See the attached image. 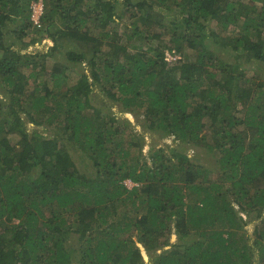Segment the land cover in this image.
<instances>
[{"label":"trees","instance_id":"1","mask_svg":"<svg viewBox=\"0 0 264 264\" xmlns=\"http://www.w3.org/2000/svg\"><path fill=\"white\" fill-rule=\"evenodd\" d=\"M34 1L0 0V264H264V0Z\"/></svg>","mask_w":264,"mask_h":264},{"label":"rangeland","instance_id":"2","mask_svg":"<svg viewBox=\"0 0 264 264\" xmlns=\"http://www.w3.org/2000/svg\"><path fill=\"white\" fill-rule=\"evenodd\" d=\"M244 2H246V1H244ZM159 14H161V15H164L163 16V20H162V23L167 27V30H168V28H170V27H173V22H175L174 21V18L172 17V16H170V15H168L167 13H164V12H159ZM19 24V23H18ZM34 36L32 35V33H30L29 34V36L27 37V38H25L22 42V46H21V48L23 49V51L25 52H32V53H41L42 54V52H45V50H47L49 47H52L53 45H54V43L51 41V40H47V38H43L41 41H39V42H37V43H35V44H32L31 42H30V38H33ZM63 45V47L61 48V49H64L65 48V46H67V44H62ZM40 54V55H41ZM58 55L60 56V57H64V54H63V52L61 51V52H58ZM57 55V56H58ZM43 59H45V61H46V67L45 68H49V65L50 64H52L53 62H52V60H46V58H43ZM83 67L85 68V70L87 71V72H89L88 71V66H86V65H84L83 64ZM67 74V73H66ZM103 100H105V101H107V105H104V109H103V113L104 114H107L108 113V111L110 110V108L112 109V111H113V113L116 115V116H118V114H119V111H120V107L117 105V103H115V102H111V101H109L108 99H103ZM103 104V102H101V101H96V102H94L93 103V105L92 106H100V105H102ZM133 123L135 122L134 121V119L132 118V119H130ZM136 130H140V128L139 127H136ZM156 138L155 137H153V140H155ZM157 140V139H156ZM151 142V138L149 137V135H146V144H145V147H144V149L146 150L147 149V147H148V145H149V143ZM170 140L169 139H165V140H161V141H156V145H158L159 147H168V145H170ZM217 170H215L214 171V173L212 174V177H211V179H210V182L211 183H215L216 182V179L218 178V177H221L222 175H221V173H220V175L219 174H217V172H216ZM127 186L130 188V187H132L133 185L131 184V183H127ZM253 227H254V224L252 223L251 225H249L248 226V228H249V230H250V233H252V230H253ZM175 241H176V238H175V236H170L169 237V242H170V244L166 247V248H164V249H168L169 247H171V245H173V243H175ZM139 245V244H138ZM139 247H140V249H141V251H142V254H143V258H144V261H148V256L144 253V248L141 246V245H139Z\"/></svg>","mask_w":264,"mask_h":264},{"label":"built area","instance_id":"3","mask_svg":"<svg viewBox=\"0 0 264 264\" xmlns=\"http://www.w3.org/2000/svg\"><path fill=\"white\" fill-rule=\"evenodd\" d=\"M30 9H31L30 16H31L32 22L35 25L39 26L40 25L39 19L43 12L42 0H37L31 3Z\"/></svg>","mask_w":264,"mask_h":264},{"label":"clouds","instance_id":"4","mask_svg":"<svg viewBox=\"0 0 264 264\" xmlns=\"http://www.w3.org/2000/svg\"><path fill=\"white\" fill-rule=\"evenodd\" d=\"M34 2H35V1H34ZM42 5H43V0H42ZM47 40H49V39H47ZM167 57L170 58V54H167ZM123 115H124L125 118H128V120H130V119L133 118L132 114H130V113H128V112L124 113ZM133 119H134V118H133ZM130 121H131V120H130ZM131 122H132V121H131Z\"/></svg>","mask_w":264,"mask_h":264}]
</instances>
